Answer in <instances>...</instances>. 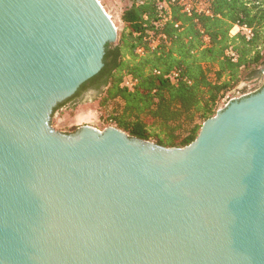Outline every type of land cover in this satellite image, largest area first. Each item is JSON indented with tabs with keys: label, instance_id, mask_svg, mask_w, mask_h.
Wrapping results in <instances>:
<instances>
[{
	"label": "water",
	"instance_id": "1",
	"mask_svg": "<svg viewBox=\"0 0 264 264\" xmlns=\"http://www.w3.org/2000/svg\"><path fill=\"white\" fill-rule=\"evenodd\" d=\"M118 39L100 0H0V264H264V70L185 147L53 129Z\"/></svg>",
	"mask_w": 264,
	"mask_h": 264
},
{
	"label": "trees",
	"instance_id": "2",
	"mask_svg": "<svg viewBox=\"0 0 264 264\" xmlns=\"http://www.w3.org/2000/svg\"><path fill=\"white\" fill-rule=\"evenodd\" d=\"M158 1L133 0L121 14L119 39L106 46L101 71L54 113L83 102L85 97L77 96L93 88L106 126L166 147H185L217 114L227 94L257 76V67L264 65V0H214L213 17H188L175 4L162 12ZM237 22L249 24L254 36H231ZM150 31L168 39L141 55L137 50L147 47ZM205 35L211 38L208 44ZM228 49L237 53V60ZM128 76L137 80L132 88L124 84Z\"/></svg>",
	"mask_w": 264,
	"mask_h": 264
},
{
	"label": "rangeland",
	"instance_id": "3",
	"mask_svg": "<svg viewBox=\"0 0 264 264\" xmlns=\"http://www.w3.org/2000/svg\"><path fill=\"white\" fill-rule=\"evenodd\" d=\"M108 13L112 16L114 23L120 31L123 28L121 20L122 12L129 7L133 0H100ZM257 76L252 79H244L231 93L222 100L220 108H223L230 99L238 98L245 93L255 90L262 83L264 65L257 67ZM219 108V109H220ZM103 111L100 108L99 99L95 94L89 93L83 102L73 108H61L51 118L52 128L58 131L73 132L83 125H91L100 130H105L107 123Z\"/></svg>",
	"mask_w": 264,
	"mask_h": 264
},
{
	"label": "built area",
	"instance_id": "4",
	"mask_svg": "<svg viewBox=\"0 0 264 264\" xmlns=\"http://www.w3.org/2000/svg\"><path fill=\"white\" fill-rule=\"evenodd\" d=\"M213 3L214 0H159L157 5L159 10L162 12L170 10V5L175 4L179 6L181 11L188 17H195L200 15L213 17L215 16ZM175 26L179 27V23H177ZM238 33H243L248 39H251L254 36V29L247 23L237 22L230 29V35L235 36ZM167 39L168 37L165 33L157 34L155 31H150L147 37V47L141 46L138 48L137 52L141 55H144L146 54L148 49H157V47ZM204 41L206 44H208L211 41L210 36L205 35ZM227 54L231 56L233 60H237L238 58L237 53L233 49H228ZM158 73H160V71H158ZM176 74L177 72L174 71L173 75ZM136 83L137 80H135L131 76H128L124 81V84L129 88L134 87Z\"/></svg>",
	"mask_w": 264,
	"mask_h": 264
},
{
	"label": "flooded vegetation",
	"instance_id": "5",
	"mask_svg": "<svg viewBox=\"0 0 264 264\" xmlns=\"http://www.w3.org/2000/svg\"><path fill=\"white\" fill-rule=\"evenodd\" d=\"M91 93V94H95V90L93 88L89 89L88 91H84L81 95H78L77 98H81V97H87L88 94Z\"/></svg>",
	"mask_w": 264,
	"mask_h": 264
}]
</instances>
